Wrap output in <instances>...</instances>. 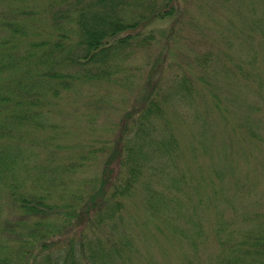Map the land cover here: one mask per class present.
<instances>
[{"label": "rangeland", "instance_id": "obj_1", "mask_svg": "<svg viewBox=\"0 0 264 264\" xmlns=\"http://www.w3.org/2000/svg\"><path fill=\"white\" fill-rule=\"evenodd\" d=\"M181 6L184 15L203 27L204 37L210 42L208 50L226 59L224 63L213 58L216 66L215 71L208 74V83L197 80L194 70L186 66L193 64V54L185 46L170 52L177 61L167 54L163 65L158 67V81L171 96L166 98L168 108L178 117L176 132L183 151L178 145L176 150L181 153L182 162L161 158L147 145L144 153L149 163L135 175L131 190L123 192L122 196L113 193L115 189L121 192L126 185L119 173L117 154L125 155L131 148L126 135H122V142L117 145L113 133L134 102L136 107L141 94L138 91L130 94L135 90L125 81L126 88L111 82L110 92L104 93L115 97L114 103L105 98L101 102L88 99L64 110L61 125L67 124L60 138L68 144H57L53 157L45 156L46 146H34L22 151L16 161L13 178L27 189L39 182L50 189L54 200L64 197L67 190L68 203L75 192L82 194V202L87 207L72 229L60 236L77 229L76 234L83 229L90 230L85 234L82 247L85 255L77 259L78 264L263 262L264 0H189L185 4L181 2ZM12 7H15L14 2ZM6 13V7L0 2V17ZM188 22L184 21L185 28ZM148 25L155 28L161 23L155 21ZM247 27H253L256 32H249ZM218 39L221 43L215 49ZM153 48L155 56L159 57L162 45L155 43ZM205 51L203 47L196 50ZM136 63L146 69L141 58ZM240 69H248L249 75L240 74ZM184 75L188 81H183ZM129 77L134 80L133 71ZM177 91H181L179 96L175 94ZM138 112L134 111L131 117ZM60 116L54 114L51 120L58 121ZM247 116L251 119L247 126L259 137L256 143H250L236 126ZM86 124L89 131L79 136L77 128ZM126 125L130 130L132 123L128 121ZM32 135L33 141L46 137L42 133ZM108 138L111 144L106 143ZM197 138L207 151L199 146L196 150ZM87 145L99 149L93 152L89 163L80 168L73 165L75 170L59 168L65 159L72 162L69 166L72 169L82 151L74 156L65 155L78 151V146ZM61 182L66 185L64 192L59 187ZM1 197L0 222L21 224L17 211L8 205L3 193ZM60 217L61 210L53 208L47 220L56 223ZM12 240L11 233L6 240L7 248L14 247L9 244ZM65 244L62 242V247ZM7 254V250L0 252V256ZM41 254H37L31 264H41Z\"/></svg>", "mask_w": 264, "mask_h": 264}, {"label": "trees", "instance_id": "obj_2", "mask_svg": "<svg viewBox=\"0 0 264 264\" xmlns=\"http://www.w3.org/2000/svg\"><path fill=\"white\" fill-rule=\"evenodd\" d=\"M8 1H13L15 7ZM180 1L0 0L7 10L0 17V206L3 193L8 205L21 218V224L17 226L0 222V252L7 250L8 253L0 256V264H31L41 253V264H78L77 259L85 255L82 247L89 229L76 234L77 229L60 238L72 229L87 207L82 202V194L75 192L68 203L66 185L61 182L59 187L62 192L66 190L67 196L64 194L61 199L54 200L50 189L39 182L27 189L13 175L19 154L25 149L46 146L45 156L53 157L57 144H68L60 138V132L67 124L61 125L64 110L88 99L116 101L115 97L104 94L110 92L111 82L126 88L125 81L135 90L130 94L141 93L137 108L134 102L113 133L117 145L121 144L122 135L131 142L128 153L117 154L125 188L121 192L115 189L113 193L122 196L123 192L131 190L135 175L149 163L144 153L147 145L161 158L169 157L173 163L182 162L181 153L176 150L177 145L181 147L175 125L178 117L168 108L166 98L171 96L158 81V67L163 65L167 54L177 61L170 52L185 46L193 54V64L186 66L194 70L197 80L208 83V74L215 71L216 61L226 63V59L208 50L210 42L204 37L203 27L183 14L181 2L185 4L189 0ZM188 20V26L193 24L191 30L183 26ZM155 21L161 25L155 28L148 25ZM247 28L251 33L256 32L253 27ZM155 43L163 47L159 57L154 54ZM220 43L218 39L215 49ZM199 47L206 51L196 52ZM132 58L133 62L130 61ZM138 58L146 64V69L136 63ZM213 58L217 60L213 61ZM132 71L134 80L129 77ZM248 71L240 69V74L249 75ZM183 81H188L186 75ZM180 93L175 92L177 96ZM134 111L139 112L131 117ZM54 114L61 115L58 121L51 120ZM128 121L132 123L130 130L126 125ZM250 121L247 116L236 126L250 143H256L259 137L247 126ZM87 128V124L77 128L79 136L85 135L89 131ZM35 133L46 137L33 141L32 134ZM91 141L97 143L96 139ZM195 142L196 150L199 146L207 151L199 138ZM106 143L111 144L109 138ZM77 149L65 155L74 156L82 151L77 164L73 163L70 169L72 162L63 159L59 164L61 170H75L73 165L83 167L98 148L87 145ZM119 201H116L118 206ZM53 208L61 210L60 221L56 223L47 220ZM11 233L14 240L9 244L14 247L7 248L6 240ZM62 242H66L63 247Z\"/></svg>", "mask_w": 264, "mask_h": 264}]
</instances>
